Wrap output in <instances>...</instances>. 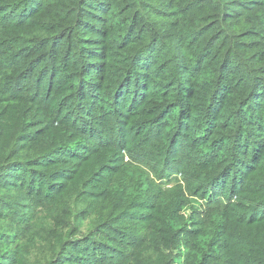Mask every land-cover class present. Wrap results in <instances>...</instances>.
I'll return each mask as SVG.
<instances>
[{"label": "rangeland", "instance_id": "obj_1", "mask_svg": "<svg viewBox=\"0 0 264 264\" xmlns=\"http://www.w3.org/2000/svg\"><path fill=\"white\" fill-rule=\"evenodd\" d=\"M212 53L249 75L227 82ZM261 106L264 0H0V165L41 172L22 182L46 205L4 248L0 219V264H57L94 234L126 264L146 246L143 264H264Z\"/></svg>", "mask_w": 264, "mask_h": 264}, {"label": "trees", "instance_id": "obj_2", "mask_svg": "<svg viewBox=\"0 0 264 264\" xmlns=\"http://www.w3.org/2000/svg\"><path fill=\"white\" fill-rule=\"evenodd\" d=\"M208 1V0H207ZM16 3V2H15ZM91 5H95L96 2H90ZM114 7L111 6L110 10L111 13L113 12L112 10ZM12 9V8H11ZM188 9H191L188 8ZM224 15L223 12H220L219 15ZM199 23L198 22H193L191 25H186V29H189L190 27H193V31H195L197 29V25ZM222 22H219L218 25H221ZM134 25H135V29L132 32L133 35V39L136 38V35L139 34V30H141L142 26H143V21L142 19L137 15L134 19ZM174 27L177 28L179 27L177 21H175L174 23ZM211 30H213V28L211 27ZM189 36L192 34H188ZM181 54H183V58L184 59H189L190 58V54L187 52V50H182ZM212 58L209 60L211 61L212 59L216 58V54L212 53ZM228 55L227 54H223L222 58L219 59V56H217V58L215 59V62L213 64H216L218 67V70L220 73L224 72L226 74V81L230 82L232 80H241V75H245L248 74L249 75V68L244 67L243 69H240L239 66L240 64L243 62L238 61L237 63H232V62H228ZM228 67V68H227ZM221 70V71H220ZM187 81L190 83H194V78H192L191 74L189 73L187 76ZM62 83V81H61ZM185 86H187L184 83ZM193 86H196V83L193 84ZM144 87V85H143ZM245 88L247 87L246 85L244 86ZM123 90H125L128 95L130 97H136L137 95L142 94L141 91H138L136 89L138 88H131L129 86L123 87ZM244 90V88H243ZM246 92V90H244L243 94H240V96L244 95V93ZM239 96V95H238ZM262 110L260 111L261 114L264 113V106H261ZM102 126L104 128H106L103 124ZM128 136H126L127 138ZM184 145V142H178V140L176 141V144L173 146V150L176 151L177 146L178 145ZM72 146H76V145H72L70 144L69 147ZM139 146V145H138ZM171 149V150H172ZM70 150H75V149H69L65 152V154L70 153ZM182 152H179V154H177L174 158H173V162H175V165H173L170 161H167L166 158L165 159H161L163 162V164L161 166H153L152 168H154L155 172L158 173L159 175H164L167 173L168 170H177V167L180 164V159L182 157ZM70 157V156H69ZM62 159V158H61ZM12 160H4V163L0 165V219H8L10 218L13 224V230L12 231H8L7 229H5V234H4V238L6 236H10L7 241L3 242V248L9 246L11 243H13L14 241H19L21 238V235L24 232H26L27 227L29 226V224L31 223V221L29 220L30 216H36L38 214H40L42 211L46 210V205L43 203V201L41 200L42 197V193L40 195V188L38 189V191H32L30 190V185L29 183H24L22 181H29V179H35L37 182L44 179L43 174L40 173H30L26 176L23 177L21 176V170H18L14 167H12ZM23 172V171H22ZM67 174V173H66ZM69 175V174H67ZM30 176V178H29ZM251 177V176H250ZM37 178V179H36ZM14 180H18V182H16L17 184H8L6 185L5 182L6 181H14ZM252 183L250 186V189H256L257 185H258V180L257 177H253L252 178ZM244 182H242L241 184L243 185ZM59 186H64L63 184H59L56 186V191L59 190ZM44 191V188H43ZM41 196V197H40ZM22 201H20V200ZM170 204L166 203L165 205V212L170 211ZM172 211V218L170 220V228H168L167 230H172L174 228V220L175 217L173 216V213L175 211V209L171 208ZM108 229V228H107ZM114 229L109 228L110 232H113ZM115 232V231H114ZM119 232H128L125 230H121ZM0 237L2 238L3 236L0 235ZM169 237H165L163 236L162 239H158V240H153V241H157L156 242H152V243H147V244H156L158 246L164 247V248H170L171 245L168 242ZM109 240V239H108ZM108 240H102V239H97V237H95L94 234V238H89L85 241H80L77 243H69L67 246V248L64 250L65 252L68 250V248H71V251L68 253H64L61 257L59 262H57V264H74L79 262V264H82V261L78 260L80 256H83L85 260L89 259V257H91L93 259V261L90 264H94L95 261L99 260V258H101L103 261L108 262L110 264H126V262L123 261L124 257H118L117 253L119 251L118 247H110L107 246L108 244ZM139 241L135 240V243H138ZM65 240H63L61 242V245L65 244ZM145 243V242H144ZM78 244V245H76ZM146 244V243H145ZM151 251L149 249L148 246L145 247V250H142L140 255H139V259L137 264H143V255L148 252ZM87 257V258H86ZM76 258H77V262H76ZM84 262V261H83ZM3 264H7L8 262L6 261H2Z\"/></svg>", "mask_w": 264, "mask_h": 264}]
</instances>
